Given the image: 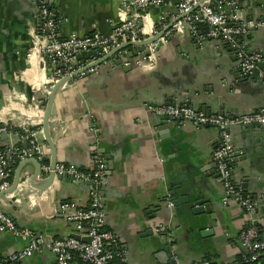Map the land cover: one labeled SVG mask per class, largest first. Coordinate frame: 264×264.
<instances>
[{
  "label": "crops",
  "instance_id": "crops-1",
  "mask_svg": "<svg viewBox=\"0 0 264 264\" xmlns=\"http://www.w3.org/2000/svg\"><path fill=\"white\" fill-rule=\"evenodd\" d=\"M49 1L61 21L62 37L95 30L110 34L116 24L136 13L149 35L162 27V18L169 24L183 16L178 0L145 10L131 3L125 7L122 0ZM237 1L244 17L264 21V0ZM209 2L218 8L219 0H205ZM37 14L34 0H0V128H8L0 142L6 148L28 147L21 138L26 125L41 128L40 139L48 146L42 123L48 101L45 88L53 67L41 52L47 41L39 31ZM244 44L249 51L263 53L264 26L251 31ZM93 54H82L77 68L93 63ZM230 55L220 40L197 47L186 31L179 32L161 43L154 60L137 63V56H124L132 64L128 70L126 64L108 61L59 90L50 128L59 163L93 170L97 145L111 167L99 193L106 206V228L119 237L123 254L118 264H175L172 252L180 264L204 259L232 263L243 256L240 234L250 225L249 217L234 199L223 203L224 185L213 167L220 145L217 130L191 122L160 126L162 119L146 106L174 102L180 94L188 96L195 108L215 113L250 114L262 109L264 84L258 76L238 79V62ZM92 122L98 125L97 134ZM245 130L230 129L235 148L242 152L232 162L233 181L259 201L255 226L264 241V129ZM22 162L13 165L11 187L0 197V210L46 243L74 235L73 224L56 215L57 206L71 200L87 207L92 185L69 177L44 184L49 175L43 172L33 181L36 166L28 162L21 169L18 187L11 191ZM189 191L206 200L210 210L198 216L168 206L167 192L177 200L188 197ZM160 225L163 234L157 232ZM27 244V238L0 232V255L15 253ZM260 257L264 261V251ZM24 262L57 264L47 248Z\"/></svg>",
  "mask_w": 264,
  "mask_h": 264
},
{
  "label": "built area",
  "instance_id": "built-area-1",
  "mask_svg": "<svg viewBox=\"0 0 264 264\" xmlns=\"http://www.w3.org/2000/svg\"><path fill=\"white\" fill-rule=\"evenodd\" d=\"M34 1L38 8L39 31L47 41L41 48V52L49 59L53 67L45 88L46 94L50 92L57 81L78 70L74 61L78 63L82 54L95 51L92 58L96 61L125 42L147 39L159 34L169 25L162 18V27L153 29L148 35L143 23L139 20L138 13H136L125 22L116 24L110 34L95 30L85 35L72 33L68 37H62L60 33L61 21L53 11L50 1ZM165 1L122 0L125 7L131 3L138 10H145L152 5H163ZM217 6L218 8L211 5L210 2L205 3L204 0H178L179 12L185 16L176 22L161 39L151 44L149 47L151 54L140 56L141 59L137 63L143 59L154 60L155 53L161 43H166L172 35L186 31V24H189L191 35L197 36L199 42L208 38L228 42L230 47L237 52L241 75L250 77L255 69H259L258 76L264 84V54L249 51L244 44L250 32L264 26V21H255L244 17L238 11L239 2L237 0H219ZM124 53L126 54L127 51L125 50ZM96 70L95 67L86 73H93ZM146 106L158 117L176 120L180 125L191 122L198 127L212 126L217 130L220 145L214 153V162L225 189L223 203L227 204L231 199H234L248 214L250 224L240 234L244 249L243 256L232 263L222 264H264L260 257V253L264 251V241L259 239V231L255 226L257 221L255 214L259 201L244 193V190L233 181L232 162L242 152L235 148L230 132L233 126L264 125V107L250 114L225 112L207 114L188 103L147 104ZM97 126L95 122H92L91 129L95 134L98 133ZM7 131V127L0 128V140L2 134ZM41 132V128H33L28 125L21 129V138L28 144L27 148L16 146L6 148L1 146L0 142V194L11 187L13 165L18 161L36 158L41 163L44 174L49 175L52 171L49 149L40 139ZM94 153L95 167L93 170H84L76 165L65 163H58L54 169L56 176H68L76 183H90L95 187L91 191V198L87 207L67 200L61 202L56 209V215L73 224L75 234L46 243L42 237H36L31 230L19 227L10 214L0 210V232H10L17 237L28 240V244L23 249L15 253L0 255V264H25L24 260L27 257L34 256L37 251L44 248L50 249L55 254L57 264H118L116 260L123 252L119 250L117 233L106 228L107 211L98 187L103 184L104 177L110 167L97 145H95ZM173 200L172 194L167 192L168 206L171 209H175ZM157 232L165 233L164 226L160 225ZM171 257L175 264H180L177 255L173 252ZM191 264L215 263L210 259H204Z\"/></svg>",
  "mask_w": 264,
  "mask_h": 264
},
{
  "label": "water",
  "instance_id": "water-1",
  "mask_svg": "<svg viewBox=\"0 0 264 264\" xmlns=\"http://www.w3.org/2000/svg\"><path fill=\"white\" fill-rule=\"evenodd\" d=\"M184 16L185 15H183L181 18L176 19L175 21H172L171 23H169L167 28H165L159 34L151 36V37H149L147 39H144V40H140V41H128V42H125V43L121 44L120 46H118L117 48H115L114 50H112L110 53L106 54L105 56L99 58L98 60L94 61L93 63H91V64H89V65H87V66H85V67H83L81 69L76 70L71 75H67V76L61 78L59 81H57L55 83V85L50 90V92L48 94H46L48 96V101H47V106H46V109H45V114H44L43 123H42L45 140H46V142H47V144H48V146H49V148L51 150V154H52V158H51L52 171L50 172L49 177L47 178V180L43 182L44 184L50 183L51 181H53L57 177L59 179H63L64 177H68V176H62V175L56 176V174L54 172V169H55L56 165L59 163V161H58V156H57V145L55 144V141H54V139H53V137L51 135V132H50L51 125L53 124L52 123V118L56 115V113L54 111V102H55V98H56L59 90L61 89V87L66 85V84H68V83H70L76 77H78L80 75H85V73L88 72L89 69H93V68H95L97 66H100L101 64H103L105 62H108V61H110L111 65H114L113 63H115L116 65L117 64L118 65H121V64L125 65L126 62H128V64H126L127 65L126 69L127 70L130 69L132 64H130L131 63L130 61H125L124 56L126 58L128 57L129 59L130 58H134V57L137 56V58H135L136 62H138V60H140L141 57H143V56H149L151 54L150 50H149V47L151 46V44H153L154 42H157L159 39H161L166 34V32L176 22L181 20ZM249 19H252V18H249ZM252 20H255V19H252ZM255 21H257V20H255ZM190 27L191 26L189 24H186V32L188 33V36L192 39V41L197 45V47H201L202 43H205L207 41L210 42V40H212L211 38L210 39L208 38V39H206V40H204L202 42H199L197 36L191 35ZM220 41H221L222 45L225 48H227L228 51L230 52L231 58L238 62L239 60H238V57H237L236 50L232 49L230 47V45L228 44V42L223 41V40H220ZM133 47H136V48L138 47L139 49L138 50L137 49H132L131 51H128L126 54L124 53L125 50L133 48ZM263 53H264V51H263ZM112 59H113V61H112ZM238 64H239V62H238ZM74 65H77V61H74ZM236 73H237V75H236L237 78L240 79V80H243V79L245 80V79L249 78V77L242 76L240 71H239V69L236 70ZM258 73H259V69H255L253 74H252V76L253 77L254 76H258ZM189 92L190 91L187 90L186 93H189ZM198 93L199 92H197L196 94H198ZM189 94L192 95V93H189ZM200 95H201V92H200ZM175 98H176V101H174V102H162L161 104H166V103H172V104H187L188 103V104H190L189 103L190 99H189L188 96L183 97V95L177 94L175 96ZM173 99L174 98L171 97V100H173ZM153 105H160V104H153ZM201 110H203L207 114L215 113V112L209 111L206 107H204V109H201ZM218 113H224V111H219ZM160 118L162 119L160 121V126H163V125H167V126H170V127H173V126L179 127V126H181L179 124V122L176 121V120H173V119L167 120V119H164L162 117H160ZM256 128L264 129V125H254V126H251V127H248V128L245 127V129H246L245 131L247 133H250L251 130H256ZM239 156H241V155H238V157ZM238 157H236L235 160L239 159ZM28 162H32L36 166V173L33 176V181L37 180L38 176L41 174V172H42L41 163L36 158H29L26 161H23L21 163L18 171H17V174L15 176V180H14L13 186L11 188V191L15 190L18 187L19 182H20L21 169L23 168L24 164H26ZM109 167H110V165H109ZM213 167L216 168V163L215 162L213 164ZM110 171H111V167H110V170L106 173V175L104 177L103 184L98 186L99 188L102 187L104 185V183H106V180H107V177H108ZM70 179H72V178H70ZM243 187H245V185H243ZM94 188H95L94 185H92L91 186V190H93ZM7 192L8 191H5V192L1 193L0 197L2 195H5ZM172 194H175V192L173 191ZM187 196L188 197H186L184 199H177L176 200V199L173 198L174 199L173 201L175 203L176 211L177 210L178 211L186 210L187 212L192 211L195 215L200 216L201 214L205 213L207 209H208L207 211L210 210L211 205L206 203V200H204L202 197L197 195L195 191H189ZM58 206H57V208H58ZM86 240L89 241L88 239H86Z\"/></svg>",
  "mask_w": 264,
  "mask_h": 264
},
{
  "label": "trees",
  "instance_id": "trees-1",
  "mask_svg": "<svg viewBox=\"0 0 264 264\" xmlns=\"http://www.w3.org/2000/svg\"><path fill=\"white\" fill-rule=\"evenodd\" d=\"M127 50H130L131 51V49H127ZM79 59L81 60V57H79ZM244 193H246V192L244 191Z\"/></svg>",
  "mask_w": 264,
  "mask_h": 264
}]
</instances>
